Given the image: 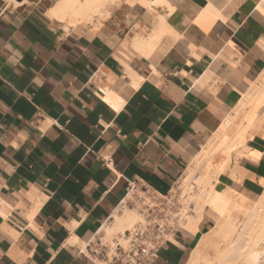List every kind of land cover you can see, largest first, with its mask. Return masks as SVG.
Wrapping results in <instances>:
<instances>
[{
    "label": "crops",
    "instance_id": "0c3cea01",
    "mask_svg": "<svg viewBox=\"0 0 264 264\" xmlns=\"http://www.w3.org/2000/svg\"><path fill=\"white\" fill-rule=\"evenodd\" d=\"M58 1L0 0V264H107L83 250L115 222L128 180L169 193L264 69L255 0H242L208 31L193 21L198 0H183L168 21L185 40L155 70L125 46L131 19L67 31L50 13ZM123 53L144 79L138 87ZM109 89L119 101L105 99ZM247 144L259 160H240L243 181H225L259 194L264 137ZM217 219L206 208L200 232ZM195 243L179 230L154 264H188Z\"/></svg>",
    "mask_w": 264,
    "mask_h": 264
},
{
    "label": "bare ground",
    "instance_id": "6f19581e",
    "mask_svg": "<svg viewBox=\"0 0 264 264\" xmlns=\"http://www.w3.org/2000/svg\"><path fill=\"white\" fill-rule=\"evenodd\" d=\"M120 1L122 0H59L51 9L50 13L52 17L65 21V28L67 31H70L82 23H91L96 18L101 19L105 14H110L111 10L109 9L118 5ZM125 1L131 5L142 3L143 8L147 10L153 7L164 8V13L157 16L156 20L152 21L150 19L151 13L147 16L150 22L153 23L147 34L145 32V35H134L129 44L125 41V43H127L125 46L128 47L132 53L151 60L152 69L155 70V64L158 59L172 48L175 41H178L181 37L183 38L168 21L170 15L184 6L183 0ZM199 1H201L202 5L193 16V21L206 31L218 21H227L239 2V0ZM255 1L256 12L264 18V0ZM162 39H166L167 44L159 47L158 43ZM259 41V45L261 44L264 48V40L259 39ZM192 47L194 46L191 44L189 48ZM193 51L194 49L191 52ZM194 53L195 52H193L192 55H194ZM123 54L125 56L122 55L120 60L124 64L123 66L125 69L129 72L132 83L137 86V83L144 79L136 74L137 72L135 73L133 72L134 70L132 71L133 68L130 67L131 65L127 59L130 56H127L126 53ZM195 55L194 56L197 57V54ZM131 79L129 81H131ZM200 84L202 85V83ZM116 88L114 89L116 90ZM131 90L130 88L129 91ZM118 97L117 94L116 96L113 95L109 89L105 99L115 102L117 100L119 101L120 98ZM263 109L264 69L254 80L248 83L245 90L240 91V97L237 103L228 110L230 113L223 117L221 124L219 126L217 125V129L213 133L207 135L205 143L200 147L198 152L196 151L197 153L193 164L185 171L182 177V186L184 189L180 197L185 206L182 211L183 216L180 220V227L187 235L195 237L196 240L193 250L190 251L189 261L187 260L188 264H255L264 255V179L261 184L258 183L261 188L259 194L250 192L247 189H242L246 191V194L241 196L242 198L238 203H236L237 200L234 201L235 198L233 200L234 187L230 185L226 186V188L224 187L225 189H223L218 196V201L232 205L236 203L237 210L244 215V218L239 220L236 217H232L230 212L223 213L221 210L217 209L216 211L219 212L221 216L217 219L216 225L214 224L215 226L207 233L200 232V222L204 211L211 205L213 195L217 190L215 189L216 181L220 179L223 172L229 168V164L231 160H233V154L235 153L236 157L234 156V158H236L235 160L237 161L240 159H250L251 161L259 160L260 153L249 148L247 141L249 136L251 137L257 134L248 133V131L254 126L256 114ZM234 128L235 132L230 133ZM218 154H220L221 157L215 160V156ZM244 177L245 176L240 175L237 171H233L235 182H242ZM213 178H215V182ZM236 197H238V195ZM141 220L142 215L137 209L128 208L122 212L117 210L115 222L106 225L103 230L108 233L118 229H123L124 231L128 229V226ZM219 242L226 244V247L222 248ZM210 248L215 250V255L212 256L209 254L208 250H210Z\"/></svg>",
    "mask_w": 264,
    "mask_h": 264
},
{
    "label": "built area",
    "instance_id": "2783aa9c",
    "mask_svg": "<svg viewBox=\"0 0 264 264\" xmlns=\"http://www.w3.org/2000/svg\"><path fill=\"white\" fill-rule=\"evenodd\" d=\"M176 185L162 195L147 185L128 180L118 210L137 209L142 220L112 236L102 230L86 242L83 253L107 264L156 263L161 249L180 230L176 225L182 219L184 205L181 207L178 202L182 198Z\"/></svg>",
    "mask_w": 264,
    "mask_h": 264
},
{
    "label": "rangeland",
    "instance_id": "374dc122",
    "mask_svg": "<svg viewBox=\"0 0 264 264\" xmlns=\"http://www.w3.org/2000/svg\"><path fill=\"white\" fill-rule=\"evenodd\" d=\"M241 1L242 0H239L238 4ZM120 2H119L118 5H115L114 7H111L109 9V10H111V13L110 14H107V15L105 14L106 15V16L104 15L105 17L102 16V18L100 17L101 19L96 18L91 23H87V24L82 23L80 25H83V28H91L93 30H98V29H101L107 22L113 20L114 18L131 19V21L134 23V26H131V29H132L131 30V34L132 35L128 36L125 39V41L129 44V43H131L134 35H140V34H144L145 35V32L147 34L148 31H150V28L153 25V23L150 22L149 17L147 18V16H149L150 13H151L150 14V19L152 21L153 20H156L157 19V16H159L160 14H163L164 13V8H162V7H156V8L153 7L152 9H150V10L148 9L147 10V9L143 8V4L142 3H136V4L131 5V4L127 3L125 0H122ZM198 2L200 4V6H201L202 5L201 1L198 0ZM103 17H104V19H103ZM127 43H125V44H127ZM164 44H167V40L166 39H162L158 43V46L160 47V46H162ZM149 61L152 62L151 60H149ZM228 113H230V112L228 111L226 113V115ZM233 132H235V128L233 130H231L230 133H233ZM248 133H257L258 135L264 136V109L263 110H260L256 114L254 126H253V128H251V130L248 131ZM249 138H250V136H249ZM234 156L236 157L235 153L233 154V160H231V162L229 164V168H227V170H225V172H223L221 178L216 181V187H215V189H217V190L215 191V193L213 195V200H212L211 205L207 207V208H209L212 211H214V212L217 213L218 219L220 218L221 215H220L219 212L216 211L217 209L221 210L223 213H229L230 212L231 215H232V217H234V218L236 217L239 220H242L244 218V215L239 210H237V207H236L237 204L236 203H238V201H240V199L242 198L241 196H243V195L246 194V191L242 190L238 185H232V184L227 183V181H225V177L226 176H228V177H231L232 176L231 178L234 180V178H233V171H237L240 175H243V176L246 175V170L244 168H242V167L239 166V161L242 160V159H240L239 161H237V160H235L236 158H234ZM220 157H221L220 154L216 155L215 156V160H218ZM234 164H235V166H234ZM230 174H232V175H230ZM214 179L215 178H213V181H214ZM263 179L264 178H261L259 180V183L260 184L263 182ZM182 181L183 180L181 178L180 181H179V186L176 185V186H178L177 189H180V191L178 192L179 194L184 189V187L182 186ZM220 181H221V183H220ZM236 182L238 183V181H236ZM228 185L234 187L233 188V196H234L233 197V200H234V198H235L234 201L237 200L236 203H235L236 205L235 204L232 205V204H229V203H226V202L221 203V202L218 201V196H219L220 192H222L223 189H225L226 186H228ZM234 191H236V192H234ZM237 195H238V197H236ZM178 202H179V204H180L181 207L183 205L185 206L183 200H179V198H178ZM184 206L182 208V211L184 209ZM133 225L134 224L128 226V228L132 227ZM180 226H181V223L179 222L176 225V227H178L180 230H182ZM121 231H123V229H118V230H115V231H113L111 233H108L107 231L106 232H107V235L108 236H110V235L112 236V235H115V234H117L118 232H121ZM219 244L221 245L222 248L226 247V244H224L223 242H219ZM208 252L212 256L215 255V250L213 248H210V250H208Z\"/></svg>",
    "mask_w": 264,
    "mask_h": 264
},
{
    "label": "water",
    "instance_id": "95a60500",
    "mask_svg": "<svg viewBox=\"0 0 264 264\" xmlns=\"http://www.w3.org/2000/svg\"><path fill=\"white\" fill-rule=\"evenodd\" d=\"M18 1H22V0H18Z\"/></svg>",
    "mask_w": 264,
    "mask_h": 264
}]
</instances>
